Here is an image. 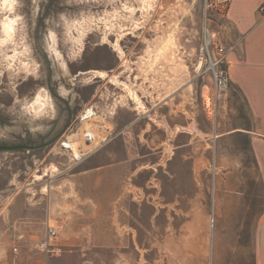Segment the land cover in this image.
Segmentation results:
<instances>
[{
	"label": "rangeland",
	"instance_id": "rangeland-1",
	"mask_svg": "<svg viewBox=\"0 0 264 264\" xmlns=\"http://www.w3.org/2000/svg\"><path fill=\"white\" fill-rule=\"evenodd\" d=\"M10 2L6 6L0 0V143L23 142L32 132V141L40 135L44 145L8 154L0 150V164H7L10 177L48 184L55 161L62 168L83 163L135 119L134 111L145 112L128 130L130 142L117 146L119 152L121 147L133 153L120 195L130 203L127 230L126 210L120 209V229L128 235L117 241L81 239L77 247L59 246L56 239L61 252L55 256L38 244L39 264H253L252 233L245 232L239 246L232 237L237 232L213 231L210 240L195 243L189 229L176 228L177 236L166 235L164 242L163 228L152 218L159 187L148 185L145 173L151 97L169 73L190 110H209L215 84L205 71L202 33L210 25L219 38L225 37L226 18H218L207 0ZM7 21L14 25L11 35L4 30ZM87 107L96 116L80 121ZM87 132L94 134L91 143L85 140ZM62 140L73 143L75 154L81 147L80 160L61 146ZM108 223L104 216V237L109 236ZM49 226L54 225H47L46 237Z\"/></svg>",
	"mask_w": 264,
	"mask_h": 264
},
{
	"label": "crops",
	"instance_id": "crops-1",
	"mask_svg": "<svg viewBox=\"0 0 264 264\" xmlns=\"http://www.w3.org/2000/svg\"><path fill=\"white\" fill-rule=\"evenodd\" d=\"M262 4L264 0H232L229 29L219 38L228 49L229 84L214 89L209 110H190L189 101L174 88L173 74L156 88L148 106L145 171L148 185L159 187L152 218L163 228L164 242L166 235L177 236L183 228L195 243L210 240L217 230L237 232L232 237L238 243L245 232L252 233L253 264H264ZM144 113L134 111L135 119L83 163L62 168L55 161L48 184L10 177L1 162L0 264H39L35 248L46 238L47 225L59 230L56 243L64 247L80 246L81 239L117 241L128 235L120 229V209L126 210L127 230L130 203L120 195L133 153H123L121 147L119 152L117 146L130 142L128 130L137 127ZM102 155L110 162L102 161ZM104 216L110 221L105 237Z\"/></svg>",
	"mask_w": 264,
	"mask_h": 264
},
{
	"label": "built area",
	"instance_id": "built-area-1",
	"mask_svg": "<svg viewBox=\"0 0 264 264\" xmlns=\"http://www.w3.org/2000/svg\"><path fill=\"white\" fill-rule=\"evenodd\" d=\"M208 7L215 8L217 11L218 18H226L228 11L230 10L232 0H207ZM258 14L260 17L264 18V4H262L258 9ZM218 33L210 26L207 25L202 33V42L204 49V59L207 64L206 72L210 73L216 91H222L229 84V63L227 60V47L220 41ZM96 116V111L93 107L85 108L80 114V121L89 120L92 117ZM93 133L87 132L85 135V140L88 143L93 141ZM61 146L65 149H70L72 151L74 159L80 160L81 158V147L78 148V154L74 152L73 143L68 140H62ZM59 238V232L54 226H49L47 229V237L44 238L42 242L39 243V250L43 251L47 255H59L61 249L54 245L53 240ZM19 249L15 248V251L18 252Z\"/></svg>",
	"mask_w": 264,
	"mask_h": 264
},
{
	"label": "flooded vegetation",
	"instance_id": "flooded-vegetation-1",
	"mask_svg": "<svg viewBox=\"0 0 264 264\" xmlns=\"http://www.w3.org/2000/svg\"><path fill=\"white\" fill-rule=\"evenodd\" d=\"M32 132H29L28 133V137H25L24 138V141H18V142H15L11 145H5L3 143H0V146H5V147H8V146H12V147H18V149L16 150H42L43 148V140H42V137L39 135V138L36 140L34 139V141H32V135H31ZM14 150V151H16Z\"/></svg>",
	"mask_w": 264,
	"mask_h": 264
},
{
	"label": "bare ground",
	"instance_id": "bare-ground-1",
	"mask_svg": "<svg viewBox=\"0 0 264 264\" xmlns=\"http://www.w3.org/2000/svg\"><path fill=\"white\" fill-rule=\"evenodd\" d=\"M11 0H5V5L7 6L8 5V3L9 4H11V2H10ZM13 28H14V25L11 23V22H6V25H5V28H4V30H5V32L8 34V35H11L12 33H11V31H13ZM51 39L53 40V42L55 43V41H56V39H55V36L54 35H52L51 36ZM53 48V47H52ZM51 103V102H50ZM50 103H49V105H50ZM52 105V104H51Z\"/></svg>",
	"mask_w": 264,
	"mask_h": 264
},
{
	"label": "water",
	"instance_id": "water-1",
	"mask_svg": "<svg viewBox=\"0 0 264 264\" xmlns=\"http://www.w3.org/2000/svg\"><path fill=\"white\" fill-rule=\"evenodd\" d=\"M18 149V147H12V146H0V150H4L6 152H13L14 150Z\"/></svg>",
	"mask_w": 264,
	"mask_h": 264
}]
</instances>
